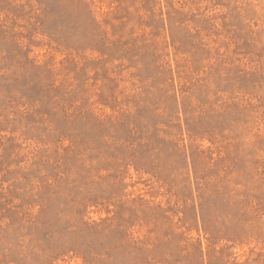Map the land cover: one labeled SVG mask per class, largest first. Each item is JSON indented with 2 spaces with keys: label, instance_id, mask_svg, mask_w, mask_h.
I'll list each match as a JSON object with an SVG mask.
<instances>
[{
  "label": "rangeland",
  "instance_id": "rangeland-1",
  "mask_svg": "<svg viewBox=\"0 0 264 264\" xmlns=\"http://www.w3.org/2000/svg\"><path fill=\"white\" fill-rule=\"evenodd\" d=\"M0 264H264V0H0Z\"/></svg>",
  "mask_w": 264,
  "mask_h": 264
}]
</instances>
